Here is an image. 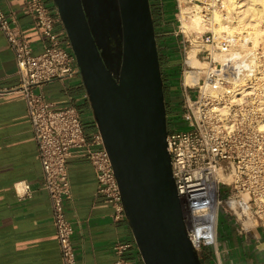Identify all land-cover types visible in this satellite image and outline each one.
Returning a JSON list of instances; mask_svg holds the SVG:
<instances>
[{
  "label": "built area",
  "instance_id": "built-area-1",
  "mask_svg": "<svg viewBox=\"0 0 264 264\" xmlns=\"http://www.w3.org/2000/svg\"><path fill=\"white\" fill-rule=\"evenodd\" d=\"M181 1L194 8L202 31L186 29L178 18L175 34L180 35L185 54L180 76L183 97L179 100L185 127L167 130L166 143L187 233L198 250L216 245L220 213L241 233L264 228V200L253 189L264 185V35L254 41L241 26L229 33L217 30L219 24H234V14L241 8L235 6L242 0H176L179 13ZM21 10L32 18L43 47L33 53L30 40L0 5V31L14 53L19 77V86L12 91L21 93L25 102L42 169V187L50 199L61 264H75L74 227L65 212V201L71 197L69 159L86 157L96 174L97 193L113 205L115 216L124 211L98 130L87 136L73 105H56L36 91L46 82L81 78L58 12L52 14L45 0H22ZM56 21L61 23V30L54 28ZM186 44L188 49L198 45V65L188 62ZM187 74L189 82L185 81ZM83 97L88 99L86 92ZM28 192L24 183L23 194ZM208 210L215 214L214 236L195 242L194 229L201 221L194 215ZM128 247V243L114 246L113 264H131L124 257Z\"/></svg>",
  "mask_w": 264,
  "mask_h": 264
},
{
  "label": "water",
  "instance_id": "water-1",
  "mask_svg": "<svg viewBox=\"0 0 264 264\" xmlns=\"http://www.w3.org/2000/svg\"><path fill=\"white\" fill-rule=\"evenodd\" d=\"M52 2L143 264H202L172 176L149 0Z\"/></svg>",
  "mask_w": 264,
  "mask_h": 264
},
{
  "label": "crops",
  "instance_id": "crops-1",
  "mask_svg": "<svg viewBox=\"0 0 264 264\" xmlns=\"http://www.w3.org/2000/svg\"><path fill=\"white\" fill-rule=\"evenodd\" d=\"M45 3L56 15L52 0ZM0 5L30 40L32 52L41 51L39 31L32 18L22 13V0H0ZM54 28L61 30V23L56 21ZM16 70L14 53L0 31V264H61L25 102L21 93L12 91L19 86ZM36 91L56 105H73L87 136L97 131L79 76L46 82ZM68 175L71 197L65 201V212L74 227L75 264H113L117 243L129 244L124 257L131 264H143L125 215L115 216L113 205L97 193L96 174L88 159L72 156ZM24 183L29 186L27 195ZM224 220L204 264H264V228L241 233L234 222Z\"/></svg>",
  "mask_w": 264,
  "mask_h": 264
},
{
  "label": "rangeland",
  "instance_id": "rangeland-1",
  "mask_svg": "<svg viewBox=\"0 0 264 264\" xmlns=\"http://www.w3.org/2000/svg\"><path fill=\"white\" fill-rule=\"evenodd\" d=\"M242 2L246 3V0H242ZM258 2L259 3H262V2L264 3V0H259ZM163 3H164V7H165L163 17L159 16L157 11H155V13H154V18L156 19V22H157V28H156L157 38H158V40L160 42H162V40H161L162 37H166V38L168 37L170 39L171 38H177L176 39V44H177V48H178L177 54H178V57H180V60H179V64L175 65L174 67L178 70L176 76H177V82H178L179 88H180V76H181V72H182V69H183V60H184L185 54L183 52L182 42L180 41V35H176L175 34V32L177 30V25L179 24L178 18L181 19L182 22L184 20L183 26H185L187 29L201 30L202 27L198 28V29H194L193 27H191L190 26V20L187 17L188 13H183L182 12L183 10L187 9V8H182V7L190 5L189 3H183V1H181V8L183 10H181L180 13H179V10L177 8L176 0H163ZM245 7L246 6H242L241 8H237L234 16H236V18L244 16L245 14L240 12V11L243 8H245ZM236 18H235V22H236ZM262 18L264 19V17H262ZM262 18L259 19L260 22L258 24L259 25L258 27H260V29L258 27L256 29H254V27L251 26V24L249 25L247 21H244V24L242 23L241 27L244 25L243 29L245 28L246 31H250V30L258 31L259 34H260L258 37L261 38L264 35V22H263ZM243 19L244 18H242L241 20H243ZM261 20H262V22H261ZM164 21H170V23L167 26H165V25L162 24V22H164ZM235 22H234V25L237 23L236 25L238 26L239 22H236V23ZM158 23H159V25H158ZM245 24H246V26H245ZM261 25H262L263 28L261 27ZM247 28H248V30H247ZM255 40H260V39L255 37ZM186 46H187V49H188V44H186ZM193 46L196 47V49H197L198 45L196 46V44H192L191 47H193ZM191 47H190V49H191ZM164 66H165V62H163V67ZM182 97H183V93H182V91L180 89V92L178 93L176 98L180 100ZM170 110H172V111L167 112V115H166L167 130L169 131V130L173 129L174 127L177 128V129L184 128L185 126L182 124L181 113H180L181 112L180 111V103L179 102H175V105L170 107ZM262 173L264 174V172H262ZM253 189L256 190V193L260 197V199L264 200V185L257 186L256 188H253ZM224 218H226V217L222 213H220L219 216H218V225H219L220 229H221L222 225H224V221L226 220V219L224 220ZM210 249H211L210 246H203L200 249H198L197 251H198L199 256H200L204 252H207V251L209 252Z\"/></svg>",
  "mask_w": 264,
  "mask_h": 264
},
{
  "label": "bare ground",
  "instance_id": "bare-ground-1",
  "mask_svg": "<svg viewBox=\"0 0 264 264\" xmlns=\"http://www.w3.org/2000/svg\"><path fill=\"white\" fill-rule=\"evenodd\" d=\"M258 1L257 0H246V3H241V4L235 6V7L246 6L245 8H243L240 11V12L245 14L244 16H242V17L238 16L239 18L234 17V18H236V22H239L238 24L240 26L242 25V23L244 24V21H247L249 25L251 24V26H253L254 29H256L259 26L258 25L259 22H260L259 19L264 17L263 16L264 15V3L263 2L259 3ZM233 3H234V1H233ZM182 8H187V9L183 10ZM182 8H181V10H183L182 11L183 13H188L187 17L190 20V26L193 27L194 29L201 28V23H200L199 16L197 15L196 12H194V8L192 6H185V7H182ZM242 18H244L245 20L244 19L241 20ZM183 22H184V20H183ZM261 22H262V20H261ZM236 24L234 25L233 23H230V24H228V26L225 25V24H219V26L217 27V30L220 31L222 29H225L229 33V31L231 32L232 30L238 28L239 25L237 26ZM246 24H245V26H246ZM243 26L241 28H243ZM261 27H262V25H261ZM248 28H247V30H248ZM258 28L260 29V27H258ZM196 31H202V28H201V30H196ZM247 35H248L249 39H254V41H258V40H255V37L259 38L258 36L260 34H259L258 31L250 30V31H247ZM197 49H198V46H197ZM197 49H196V47L193 46V47H191V49H189L187 51L188 62L191 65H198L199 64L198 60L195 57V53H196ZM189 79H190V77L187 74L186 77H185V81L189 82ZM263 126H264V123H263ZM194 217L201 221L200 224H197L195 226V229H194V241L196 242L197 239H199L201 237H204V238L213 237L214 233H213L212 226L214 225V221H215L214 211L213 210H208V211H204V212H198V213H195Z\"/></svg>",
  "mask_w": 264,
  "mask_h": 264
},
{
  "label": "trees",
  "instance_id": "trees-1",
  "mask_svg": "<svg viewBox=\"0 0 264 264\" xmlns=\"http://www.w3.org/2000/svg\"><path fill=\"white\" fill-rule=\"evenodd\" d=\"M150 10L154 25L155 31V38H156V45L158 50L159 56V63H160V71L161 77L163 81V93H164V102H165V109L166 115L167 112H170V107L175 105V102H179L176 98L178 93L180 92L179 84L177 82V69L174 67L175 65L179 64L180 57H178V48L176 44L177 38H166L162 37V42H160L157 38V22L154 18L155 11L158 12L159 16L163 17L164 15V3L163 0H149ZM170 21L162 22L163 25L167 26ZM161 24V25H162ZM159 25V23H158ZM163 62H165V66L163 67ZM211 253V250L209 251ZM208 251L202 253L200 255L201 263L204 264L205 261L209 258L210 253Z\"/></svg>",
  "mask_w": 264,
  "mask_h": 264
}]
</instances>
